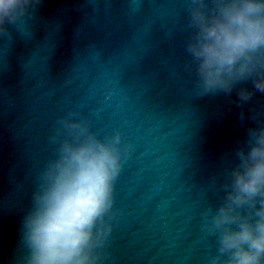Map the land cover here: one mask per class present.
<instances>
[{
	"label": "water",
	"instance_id": "water-1",
	"mask_svg": "<svg viewBox=\"0 0 264 264\" xmlns=\"http://www.w3.org/2000/svg\"><path fill=\"white\" fill-rule=\"evenodd\" d=\"M182 22V0H44L30 35L0 41V264H14L65 97L98 135L119 130L132 146L115 182L118 264H199L200 209L264 94L239 104L235 91H182L171 75L184 60Z\"/></svg>",
	"mask_w": 264,
	"mask_h": 264
},
{
	"label": "clouds",
	"instance_id": "clouds-1",
	"mask_svg": "<svg viewBox=\"0 0 264 264\" xmlns=\"http://www.w3.org/2000/svg\"><path fill=\"white\" fill-rule=\"evenodd\" d=\"M44 0H0V41L29 24ZM184 60L172 78L195 97L264 94V0H182ZM251 83L252 87H247ZM190 85V88H185ZM20 217L14 264H118L115 182L132 146L119 130L98 135L64 99ZM247 137L213 180L215 200L199 212V264H264V107L253 105ZM240 122H245L244 113Z\"/></svg>",
	"mask_w": 264,
	"mask_h": 264
}]
</instances>
